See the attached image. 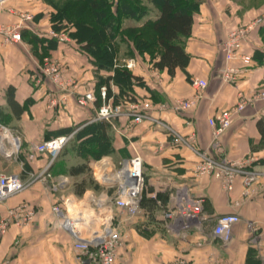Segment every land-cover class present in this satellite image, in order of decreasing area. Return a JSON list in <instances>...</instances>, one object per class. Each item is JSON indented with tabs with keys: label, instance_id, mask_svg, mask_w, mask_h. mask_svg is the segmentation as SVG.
Masks as SVG:
<instances>
[{
	"label": "crops",
	"instance_id": "1",
	"mask_svg": "<svg viewBox=\"0 0 264 264\" xmlns=\"http://www.w3.org/2000/svg\"><path fill=\"white\" fill-rule=\"evenodd\" d=\"M143 2L148 12L140 18L124 17L125 27L138 26L156 15L151 1ZM60 3L0 0V23L17 22L23 12L32 15L22 22L21 41L0 42V124H6L20 141L17 154L0 150V174H17L24 184L21 191L0 200V214L16 206L32 210L29 221L11 222L0 235V264H90L77 258L74 239L52 211L53 204L78 219L83 237L106 221L112 223L122 237L113 264H264V177L246 187L237 175L232 188L224 190L219 179L194 175L192 167L199 156L189 147L194 139L195 147L215 158L253 157L244 169L257 168L264 161V98L252 99L255 92L264 90V0H201L183 43L189 60L172 75L153 67L148 52L133 49L129 55L120 53L118 46L112 67L97 69L94 56L71 33L77 29L75 23L69 22L68 30L55 28L53 16ZM92 23L84 26L97 29ZM248 25L240 51L250 56V62L225 59L221 43L228 32ZM44 58L59 65L62 83L36 70L33 60ZM126 58L135 59V67L129 70L141 82H116L114 68ZM193 77L207 82L202 96L187 109L173 110V102L194 94ZM100 86L106 88L105 98L99 94ZM120 86L153 103L150 118L135 123L125 114L111 120L96 117L104 102L125 105ZM88 90L94 99L79 104L76 97ZM239 95L247 97L248 103L214 143L208 119L235 104ZM160 103L168 107L160 109ZM99 120L109 124L108 147L99 158H88L86 151L79 153L70 146L71 140L81 127ZM65 128L72 129L64 132ZM62 135L70 139L52 166L47 153L27 158L30 144ZM132 155L140 156L144 179L136 215L120 210L112 200L113 170ZM84 161L101 187H87L76 195L73 185L84 175L71 176L68 168ZM182 188L203 199L199 225L184 228L180 219L165 215L178 202ZM223 213L240 217L226 242L212 234L216 217Z\"/></svg>",
	"mask_w": 264,
	"mask_h": 264
},
{
	"label": "built area",
	"instance_id": "2",
	"mask_svg": "<svg viewBox=\"0 0 264 264\" xmlns=\"http://www.w3.org/2000/svg\"><path fill=\"white\" fill-rule=\"evenodd\" d=\"M31 18L32 15L29 12H23L19 14V20L17 22L0 23V42L7 44L21 41L22 22L28 21ZM250 27L251 25L240 26L228 32L226 38L221 43V49L225 59L239 58L246 64L250 62V56L240 51L243 40ZM60 38V40H63V35ZM33 62L36 70L41 72L43 76L46 75V77H49L57 83L63 82L61 80L62 70L57 63L51 62L48 58H44L42 61H36L34 59ZM122 63L128 69H133L136 65L134 58L123 59ZM34 79L37 81V77L34 76ZM191 85L195 89L194 94L191 97L178 99L173 102L170 105L173 110L179 111L192 106L202 96L207 82L202 78L193 77L191 79ZM99 94L102 98H105V86L99 87ZM259 98H264V90H259L252 96L254 100ZM93 99L94 93L91 90L80 93L76 97V101L79 104H86ZM247 103V97L239 95L235 104L221 111L215 117L208 119L209 124L213 128L214 143H217V137L229 127L233 119L243 111ZM123 106L104 102L98 107L96 117L111 120L114 117L125 114L130 116L133 122L139 123L151 117L149 110L153 107V103L146 99H137ZM158 107L164 109L168 105L166 103H160ZM69 139L70 135H62L38 143H32L28 147L26 153L27 158L34 159L43 153H47L50 162H52ZM194 141V139L191 140L192 145L189 147L199 156L198 161L192 167L195 176L215 177L221 181L222 188L227 191L232 188V182L237 175H241L246 187L256 182L259 177H264V161L257 168L244 169L245 165L254 160L253 157L238 161H231L226 158H215L195 147L193 145ZM0 150L10 155L17 154L20 151L19 139L12 135L8 128L2 124H0ZM113 177L115 185L112 199L113 204L129 215H136L140 211V199L144 182L140 156L132 155L120 161L119 165L113 170ZM23 188L24 184L17 174H0V200L21 191ZM177 198L178 202L176 205L167 211L165 215L180 219L184 228H188L192 224L199 225L203 220L202 197L190 195L186 189L182 188L178 190ZM51 209L58 217L63 219L64 226L72 235L74 239L73 247L78 259L87 260L90 264L114 263L117 247L121 243L122 237L120 232L113 227L112 223L106 221L99 230H94L90 236L83 237L79 233V222L77 218L66 215L64 210L57 204H53ZM31 215L32 210L26 209L24 206L13 207L9 209L6 215L0 214V235L7 231L11 222L16 224L25 223L30 220ZM239 220L240 217L236 213H223L218 215L212 229L213 236L225 242L229 241L232 234V225Z\"/></svg>",
	"mask_w": 264,
	"mask_h": 264
},
{
	"label": "trees",
	"instance_id": "3",
	"mask_svg": "<svg viewBox=\"0 0 264 264\" xmlns=\"http://www.w3.org/2000/svg\"><path fill=\"white\" fill-rule=\"evenodd\" d=\"M150 1L157 13L138 26L120 28L121 19L124 17L140 18L148 12L149 7L143 0H118L115 5L111 0H64L60 9L58 8L59 11L53 16V21L57 23L56 29L68 30L69 22L76 24L77 29L71 33L77 37L78 42L83 41V49L94 56L93 64L97 69L112 67L117 47L116 37L121 33L130 41L132 49L139 53L151 52L153 67L166 69L172 75L175 68H184L189 60L183 43L191 33L193 14L201 0ZM88 21L93 22L92 24L98 28L84 26ZM82 36H85V39H81ZM126 53L133 55V52ZM114 69V77L119 84L126 83L127 79L141 82V77L133 74L125 66L117 65ZM121 86L122 104L139 99L131 91L123 90ZM107 128L109 124L104 120L84 125L74 133L70 146L78 149L79 153L86 151L89 154L88 158H99L101 151L108 147ZM71 129L65 128L63 131ZM62 153L59 152L58 155ZM58 155L51 162V166ZM68 174L84 175L73 185L76 195H81L87 187L94 190L101 187L91 177L90 167L86 161L70 165Z\"/></svg>",
	"mask_w": 264,
	"mask_h": 264
},
{
	"label": "rangeland",
	"instance_id": "4",
	"mask_svg": "<svg viewBox=\"0 0 264 264\" xmlns=\"http://www.w3.org/2000/svg\"><path fill=\"white\" fill-rule=\"evenodd\" d=\"M116 1H118V0H111V2L115 5L117 2ZM60 5H62V2H63V0H60ZM154 7V6H153ZM59 9H60V6L58 7ZM59 11V10H58ZM125 19V18H124ZM124 19H121V25H120V28H123V27H125V24H124V22H125V20ZM118 40H120V42H119V44H117V46L120 48V53H125V52H127L126 50L128 49V52H133V49L132 48H130V44H128V41L126 40V39H124V37H123V35H121V33H119V35H118ZM125 43H127V44H125ZM149 53V52H148ZM151 53V52H150ZM149 53V54H150ZM121 63H122V61H121ZM122 66H124L123 65V63H122ZM3 126H5L6 128H8L10 131H11V129L6 125V124H2ZM12 132V131H11ZM58 163H60V165H62L63 164V161H61V160H59V162Z\"/></svg>",
	"mask_w": 264,
	"mask_h": 264
}]
</instances>
